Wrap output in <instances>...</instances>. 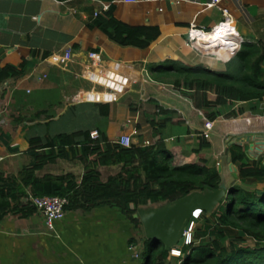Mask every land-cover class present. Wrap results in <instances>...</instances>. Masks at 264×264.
<instances>
[{"label":"crops","instance_id":"crops-1","mask_svg":"<svg viewBox=\"0 0 264 264\" xmlns=\"http://www.w3.org/2000/svg\"><path fill=\"white\" fill-rule=\"evenodd\" d=\"M208 1L0 0V70L22 65L24 70L22 76L0 83V172L16 176L30 161L28 139L44 141L60 134L50 130L52 125L82 107L97 114L87 128L95 131L104 124L109 142L116 143L121 134L137 127L132 143L146 145L160 136L174 164L203 161L219 168L222 180L232 170L231 145L258 161L247 155L251 145L243 136L261 132L260 116L252 109L264 99L219 107L228 114L236 109L237 119L217 117L207 128L202 111L172 85L151 78L156 70L183 67L225 72L227 62L210 56L223 57L222 52L202 54L186 43L190 24L212 31L223 20L222 9L244 43L264 50V0H219L215 7H206ZM108 15L130 27L150 28L158 36L143 49L121 46L95 26L97 17ZM65 51L69 59L62 64ZM83 82L87 87L82 88ZM99 104L108 105L107 119ZM156 105L168 114L156 115ZM5 106L16 110L14 117L3 116ZM57 108L62 112L56 119L41 115L31 120L35 112L56 114ZM163 118L169 120L164 127L149 123ZM119 170V165L99 166V180L105 182ZM83 173L79 160L58 159L38 176L72 174L79 182ZM52 226L48 229L36 210L6 211L0 219V264H140L132 256L141 251L144 238H138L140 233L117 209L99 206L84 211L69 204L63 219ZM132 238L136 245L129 244Z\"/></svg>","mask_w":264,"mask_h":264},{"label":"trees","instance_id":"trees-1","mask_svg":"<svg viewBox=\"0 0 264 264\" xmlns=\"http://www.w3.org/2000/svg\"><path fill=\"white\" fill-rule=\"evenodd\" d=\"M95 26L121 46L143 49L158 36L150 28L130 27L110 15L97 17ZM262 65L264 50L243 43L227 62L225 72L183 67L172 71L156 70L151 78L158 82L167 80L212 121L220 116L219 107L264 99ZM23 71V65L5 66L0 70V83L22 76ZM209 94L214 96L213 100L208 99ZM98 106L103 118L107 119L108 105ZM156 110V115L168 114L158 105ZM48 111L35 112L31 120L44 115L51 121L56 114ZM168 121L163 118L149 123L161 128ZM92 131L87 128L60 133L44 141L40 137L29 138L30 161L16 176L0 172V219L6 211L35 210L29 206V197L58 196L68 198L71 209L88 211L99 206L117 209L132 229L141 233L139 219L133 218L139 207L171 202L194 191L218 190L221 176L216 166L203 161L174 164L160 136L147 145L132 143L125 148L108 141L104 124L96 127V139L90 138ZM228 152L231 164L237 168L240 184H226L215 208L201 213L194 224L191 242L180 248L178 264H264V165L259 160H250L238 145H231ZM58 159H76L83 164L84 173L79 182L72 174L38 176L44 166ZM113 165L120 166L119 172L101 182L97 168ZM250 182L259 183L261 188L244 187ZM246 239L252 240L253 246H244ZM142 241L140 264H165L170 258L169 251L161 243ZM129 244L137 242L132 238Z\"/></svg>","mask_w":264,"mask_h":264},{"label":"water","instance_id":"water-1","mask_svg":"<svg viewBox=\"0 0 264 264\" xmlns=\"http://www.w3.org/2000/svg\"><path fill=\"white\" fill-rule=\"evenodd\" d=\"M217 171L220 173V169ZM220 180L218 190L194 191L174 201L139 207L133 218H138L145 240L159 242L170 251L184 245V232L190 223L196 224L197 215L211 212L224 194ZM142 253H138L141 260Z\"/></svg>","mask_w":264,"mask_h":264},{"label":"built area","instance_id":"built-area-1","mask_svg":"<svg viewBox=\"0 0 264 264\" xmlns=\"http://www.w3.org/2000/svg\"><path fill=\"white\" fill-rule=\"evenodd\" d=\"M135 1V0H130ZM219 0H209L205 5L206 7H215ZM223 20L218 24V26L209 32H204L200 30L196 25L190 24L187 30V41L186 43L196 49L198 52L202 54H214L216 52H222L223 57L219 56L220 61L228 62L231 58L235 56V54L239 51L241 45L244 43V40L238 36L234 24L231 20V17L228 14L226 9H222ZM215 31H220L227 34L231 39L232 43L229 45H202L197 42V39L201 37V35L213 33ZM60 59V58H59ZM69 59V51H65L63 56H61L60 63L66 64ZM65 66V65H63ZM206 127H209L208 123H205ZM137 135V131L132 128L129 133L121 134L117 139V144L122 147L128 148L132 144L133 136ZM203 137L205 139L208 138V134L204 133ZM91 139L97 138V132L92 131L90 133ZM146 144V143H145ZM30 206L34 207L36 211H38L45 220V225L48 229H52V224L55 221L62 220L66 208L68 206V198L66 197H58V196H42V197H29ZM200 215H197L198 219ZM194 228V223H190L188 229L184 232L185 242L184 245H188L192 239V232ZM139 252H135L133 254V259L138 257ZM171 257L180 258L181 251L180 248H172L170 250Z\"/></svg>","mask_w":264,"mask_h":264},{"label":"rangeland","instance_id":"rangeland-1","mask_svg":"<svg viewBox=\"0 0 264 264\" xmlns=\"http://www.w3.org/2000/svg\"><path fill=\"white\" fill-rule=\"evenodd\" d=\"M210 56H215L213 58H215L216 60H220L219 59V55H210ZM161 83L162 84H166L167 86L171 85L169 82H167V80L163 81ZM84 87H87V84L85 82H83L82 88H84ZM5 108H6V110H5ZM5 108H3V110H5L4 113L2 111L3 116L5 118L6 117H14V115L17 113L14 108H10L9 106H5ZM36 109H39V108H34L33 111H35ZM59 109L60 108L56 109L57 113H56L55 119L58 116H60V113L62 112ZM252 110H256L257 117L260 116V118H258V119L262 122L263 128L261 129L260 133H252L251 136H247V135L243 136V139H245V142L247 144L250 143V145H251L250 148H249L250 149L249 153H247V155L250 158H254V159L259 160L260 162L263 160L262 162L264 164V102L261 103L260 106L256 105V107L253 108ZM58 111H60V112H58ZM232 112L235 113L236 109H231V113ZM237 112L239 113V115H241L240 114V110H238ZM228 113H229V111L220 112L219 118L220 117H224V116H228L229 115ZM234 113H232V115L228 116L227 118H231L232 117L233 120L237 119V116H234ZM17 115L20 116L21 114H17ZM27 115L28 114H25V112H24L23 113V118L25 119ZM96 116H97L96 112H93L92 110H90V108L82 107V108L74 110L70 114H68L65 117H63L61 119V121H59L55 125H52L50 130L55 128V131L52 130L55 133H61V132L69 133V132L75 131L77 129H85L89 125H91L92 123L95 122ZM203 116H204V114H203ZM97 119H99V118L97 117ZM41 120H43V119H41ZM210 122H211V120H207V119L204 120V123H210ZM48 134H50V133H48ZM236 174H237V168L233 165L232 166V170H231V172L229 174V177L223 179L224 184L226 185V184H229V183H234V184H238L239 185L240 182L237 180V175ZM244 187L249 188V189H254V188H261V185L259 183H256V182H254V183L250 182L247 185H244ZM240 236L243 238V235H240ZM142 237H143V235H142V232H141L139 234L138 238L140 240H142ZM253 243L254 242L252 240L246 239L245 242L243 243V245L244 246H253ZM169 254H170V252H169ZM170 258H169V260L166 261L165 264H178L179 263V260H178L179 257L175 259V257H171V255H170ZM172 258H174V259H172Z\"/></svg>","mask_w":264,"mask_h":264},{"label":"bare ground","instance_id":"bare-ground-1","mask_svg":"<svg viewBox=\"0 0 264 264\" xmlns=\"http://www.w3.org/2000/svg\"><path fill=\"white\" fill-rule=\"evenodd\" d=\"M216 35L214 34H204L201 35V37H199V39H197V42L199 44L202 45H229L231 44L233 41L232 39L225 33L220 32V31H215ZM217 40H225V41H231V42H218ZM215 41H217L216 43H214Z\"/></svg>","mask_w":264,"mask_h":264},{"label":"clouds","instance_id":"clouds-1","mask_svg":"<svg viewBox=\"0 0 264 264\" xmlns=\"http://www.w3.org/2000/svg\"><path fill=\"white\" fill-rule=\"evenodd\" d=\"M136 131H137V129L136 128H134ZM137 135H138V131H137ZM137 135H135V136H133V137H136ZM133 142V141H132ZM147 145V144H146ZM200 215H201V213H200ZM184 246V245H183ZM182 246V247H183ZM170 252V251H169Z\"/></svg>","mask_w":264,"mask_h":264}]
</instances>
